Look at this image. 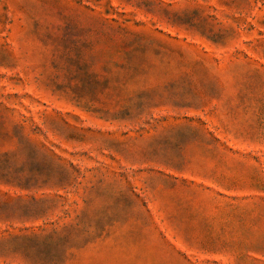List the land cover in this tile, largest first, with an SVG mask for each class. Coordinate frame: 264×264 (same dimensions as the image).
Returning a JSON list of instances; mask_svg holds the SVG:
<instances>
[{
	"label": "rangeland",
	"instance_id": "1",
	"mask_svg": "<svg viewBox=\"0 0 264 264\" xmlns=\"http://www.w3.org/2000/svg\"><path fill=\"white\" fill-rule=\"evenodd\" d=\"M0 264H264V0H0Z\"/></svg>",
	"mask_w": 264,
	"mask_h": 264
}]
</instances>
